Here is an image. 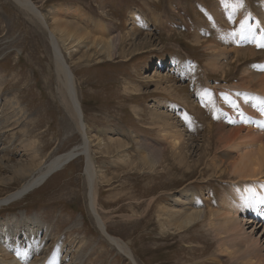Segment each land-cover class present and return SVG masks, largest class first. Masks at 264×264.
<instances>
[{"label":"rangeland","instance_id":"1","mask_svg":"<svg viewBox=\"0 0 264 264\" xmlns=\"http://www.w3.org/2000/svg\"><path fill=\"white\" fill-rule=\"evenodd\" d=\"M221 1L222 20L214 13ZM32 2L52 29L58 31V37H64L60 42L62 54L73 72L85 113L91 155L98 172V210L107 232L132 248L138 264H173L174 260L177 264H194L204 256L196 247L205 245L209 246L205 262L215 264L209 258L218 245L213 232L211 235L198 228L204 237L200 232H191L190 236L198 237L189 242L177 234L173 223L163 230L155 209L179 206L175 198L196 178L194 189L198 198L207 201L211 195L213 205L230 191L227 183L231 176L226 171L224 180L208 179L209 176L197 173L205 167L198 165L203 156L207 155L205 161H210L214 155H222L214 142L212 145L216 125L237 124L231 123L229 113L236 111L235 116L239 117L238 111L242 110L233 109L225 100V96L236 100L231 95L237 94L233 82L246 66L264 61V48H258L261 52L255 59L237 53L236 50L253 44L233 35L242 26L247 30L255 24L264 0ZM230 2H239L238 13L229 10ZM59 23L73 35L61 34L62 37ZM227 30L233 35L222 44L232 48L226 55L228 72L213 73L205 67L213 57L211 44L218 32ZM104 34L109 38L119 35L122 39L114 61L99 62L90 47V41ZM78 36L82 40L74 44ZM90 54L92 57L87 58ZM172 59L175 63H171ZM158 99L163 101L157 108L159 112L178 116L185 127L188 143L183 151L184 161L191 166L196 164L197 169L192 167L194 176L186 168L176 170L179 158L173 156L169 143L153 127L154 117L149 113L157 107ZM69 108L58 82L49 33L14 0H0V198H10L42 166L81 145L83 138ZM258 111L264 116L261 108ZM132 131H136L139 143L133 141ZM141 148L146 154L140 152ZM151 167L158 173H167L161 176L164 178L161 173L151 178ZM85 168L86 157L80 153L41 186L0 207V229L8 230L10 224L19 222L15 232L23 243V231L34 230L30 226L25 229V217L36 218L52 228L53 235L42 252L37 245L23 264L42 261L44 256V264H52L56 253L58 264H133L99 230L89 209ZM150 207L151 215L147 213ZM246 215V232L257 237L263 234L264 226L256 225L261 224L260 219L252 218L250 212ZM3 234L0 231V240L6 241ZM43 234L44 228L37 237L43 238ZM192 249L194 253L189 252ZM7 251L5 258L18 259L11 249Z\"/></svg>","mask_w":264,"mask_h":264},{"label":"bare ground","instance_id":"2","mask_svg":"<svg viewBox=\"0 0 264 264\" xmlns=\"http://www.w3.org/2000/svg\"><path fill=\"white\" fill-rule=\"evenodd\" d=\"M14 1L28 14L30 13L31 15H33L35 19H37L49 33V38L51 41L53 55L56 63L58 82L60 84L65 103L70 106L69 109H71L73 116L76 119V123L81 132L83 141L81 145H79L77 148H74L67 153L55 157L48 164L42 166L36 174H33V176L22 185V187L10 194V198H0V207L2 205H6L23 197L24 192L27 189L31 188L35 184L45 182L52 175H50V172L52 170L64 164V162H66L68 159H72L75 156H78V154L82 153L86 157L85 172L87 175V183L89 190V209L92 215L95 217V221L99 230L107 237L110 243L117 248V251L119 253L129 257L133 264H138L132 253L134 251H131L132 248L130 249L129 246H127V244L123 240L111 236L107 232L105 222L98 210V172L95 167V162L92 158L93 156L91 155V137L88 134V125H86L84 110L81 106L79 97L77 96L78 92H76L77 87L75 84L76 82H74L75 78L70 66L66 63V60L64 59L61 49L62 46L60 43L64 38L61 34H73L70 31L64 29L62 27V23H59L58 25L60 27V35L63 38L58 37V31L54 28L52 29V26H50L46 21L44 14L38 9V7L32 2V0ZM222 4H224L223 1H221L219 5H217V7L214 9L216 17L221 20V15L223 14V12L220 6ZM228 8L234 13H238L241 9L239 2H230ZM258 13L259 14L256 18L255 25L251 26L249 29L254 31L257 36H260L261 33L264 32V6L259 9ZM100 27L101 25H99L98 29H100ZM100 35H98L99 37L97 36L92 41H90V47L94 48L93 54L97 55L96 58L99 62H104V60L114 61L113 59L115 56H117L116 54L118 52L119 46L122 43L121 37L119 35H116L109 38L105 34V36ZM229 35L233 36L232 33H230L228 30L218 32L217 37L214 38V42H212L211 44L213 57L212 59H210V61L206 63L205 67L212 69L213 73L215 72L218 74L221 73L225 75L228 72L225 69L227 68L225 61L228 59L226 55H228L232 48L229 49L226 46H223L222 44L226 42V37ZM81 40V37L78 36L75 38L73 43L78 44L77 41ZM83 45L85 46V44ZM245 47L236 50L237 53L242 52L241 56L245 58L255 59L257 55L261 52L260 50H258L255 44H253L251 47ZM91 57V54L90 56H87V58ZM171 63H175V61L172 59ZM233 84L234 85L232 86V88L233 90H237V94L231 95L236 98L234 102L238 105V108L242 110V112L244 113V118L247 119L249 122L244 123L239 115V117L235 116V113H237L235 111V113L233 112V114L229 113V118H231L232 120L231 123H237L235 126L230 125L229 127H227L221 122L218 123L214 129L215 131L214 136L212 137V145L214 142L217 145L216 149H220L219 152H221L222 155H214L210 161H205L207 155L203 156L201 159L202 161L198 165V167L203 165L205 167L203 168V172H197L203 175L202 177H204L205 175L209 176L208 179L211 178L218 180L222 178L224 180L226 176V171L228 175L231 176L227 183L228 185H230V191H228L224 196H221L220 201L219 203H217V205H213L211 201L213 200V196L211 195H209L210 197L207 201H205L206 199L204 200V198H198L196 193L197 191L194 189L196 186V179H198L196 178L193 180V182L191 181L192 183H190L188 186H190L191 184L193 185H191L190 187L184 186V188L180 191V196L175 198V201L178 203L179 206H177V204H173L171 207L162 206V208L155 209V213L157 214V217L159 219L158 222L161 223L163 230L168 228V223H173V228L178 231L177 234H180V236L184 240H187L189 242L191 240H196L195 238L198 237L197 234L196 236H194L195 234H192V236H190L191 232H200L199 234L204 237V234H202L198 228H202L204 231L206 230L210 232L211 235L213 232L214 239L216 240L218 245L216 252L213 253L211 257L209 256L212 263L264 264V233H261V235L259 234V236L257 237L256 235L254 236L253 234L247 233L244 227L245 222L248 221L246 219V214H248V212H250L253 217H257L260 219L261 224L256 223L257 226H264V221L262 220V217H264V203L261 202V200L264 199V127L260 126L261 122H264V116L258 111L259 108L264 109V61L260 63H254L250 66H246V68L242 72V75H240L238 80L236 82H233ZM226 87L228 86H225L224 88ZM204 99L206 98L204 97ZM156 103L157 107L152 110V113H149L154 117V119L152 118L153 127H156L159 134L165 139V141L169 143L172 149L173 156L179 158H177L179 162L177 163L178 169L176 170H179V168L184 170L186 168L189 175L194 176L196 172L194 169H192V167L195 166L196 169L198 167H196V164L191 166L184 161L185 153L183 151L187 146L186 143H188L186 141L184 125L181 123V120L178 119V116L174 117L170 113L159 112L157 108L163 105V101L158 99ZM167 104H169V102ZM114 133H118V131H115ZM132 134L135 135L133 137V141H136L137 143L139 137H136V131H132ZM119 145L122 146L123 143L119 142ZM124 146H128V144L126 145L125 143ZM142 149L143 148H141L140 152L143 154L145 150ZM206 151L208 152V148ZM124 157H128L127 154H124ZM144 157L146 158L147 156L144 155ZM146 162V164H149L147 160ZM222 168H224L223 171ZM152 170L153 171H151V173L153 174V176H151V178L156 176V174L161 173L156 172L153 168ZM166 173L167 171L162 172L160 174V177L164 176ZM169 176H171L170 172ZM240 181L243 182L239 184ZM232 184L236 185L233 186ZM163 200L165 201L166 199L163 198ZM206 204L208 206H206ZM152 209L153 208L150 207L147 213L151 215ZM170 219H172V222H170ZM23 220H25L23 222L25 229L29 230L30 227L34 229L31 233L27 232L26 230L23 231V234L26 239V244L23 243L22 240H20L17 232H15V228L18 226L19 222H16L15 225H13L14 223L10 224V227L6 228L8 230L0 229L2 234L4 233V238H6V241H3L2 239L0 240V258L2 264H23L24 261L28 260L30 254L34 253V249L37 245L41 246L40 251L42 252L45 243L53 235L52 228L47 225H43L36 218L29 219L25 217ZM184 227L188 229L181 231ZM43 228L45 229V234H43L44 237H37L40 236V233ZM262 230H264L263 227ZM180 236H178V238ZM192 237L194 239H191ZM4 242H6V244H4ZM59 245L64 250L63 243L61 241ZM196 248L201 249L202 255L204 256L201 257V259H196L194 264H207V261L205 262V255L206 252H208L209 246L205 245ZM8 249H11L15 254H17L18 259H9V257L5 258L4 254L6 252L8 253ZM193 249L192 251L189 250V252L194 253ZM197 249L194 250L197 251ZM57 258L58 253L54 255L52 264H58ZM221 258H224L225 261L221 260ZM45 259L46 256H44V259H42V261L39 260V262L32 263L44 264ZM78 259L80 258H77V260ZM222 261L224 262L222 263ZM174 263L177 264V261L174 260L173 264Z\"/></svg>","mask_w":264,"mask_h":264},{"label":"snow or ice","instance_id":"3","mask_svg":"<svg viewBox=\"0 0 264 264\" xmlns=\"http://www.w3.org/2000/svg\"><path fill=\"white\" fill-rule=\"evenodd\" d=\"M233 35L238 36L240 41H247L248 43L255 44L257 48H264V32H262L260 36H257L254 31L251 29L245 30L242 26L240 31L238 33H233ZM225 100L233 109H238V105L229 97L225 96ZM262 113H264V109H262ZM238 115L241 117L244 123L249 122L244 118V113L242 111H238ZM185 119H187V117H185ZM260 126L264 127V122H261ZM261 202L264 203V199H262Z\"/></svg>","mask_w":264,"mask_h":264},{"label":"water","instance_id":"4","mask_svg":"<svg viewBox=\"0 0 264 264\" xmlns=\"http://www.w3.org/2000/svg\"><path fill=\"white\" fill-rule=\"evenodd\" d=\"M69 161H71V159H68L66 162H64V164H62L61 166L55 168L54 170H52L50 172V175L55 173V171L61 169L65 164H67ZM44 182L40 183V184H35L33 185L31 188L27 189L25 192H24V195H26L27 193H29L30 191L34 190L35 188L39 187L40 185H42Z\"/></svg>","mask_w":264,"mask_h":264}]
</instances>
